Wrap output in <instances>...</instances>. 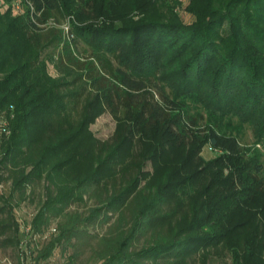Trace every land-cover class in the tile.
<instances>
[{
	"label": "trees",
	"instance_id": "obj_1",
	"mask_svg": "<svg viewBox=\"0 0 264 264\" xmlns=\"http://www.w3.org/2000/svg\"><path fill=\"white\" fill-rule=\"evenodd\" d=\"M20 4L15 14V0L0 1V134L10 131L0 144V246L20 249L15 211L44 180L31 234L87 198L98 200L87 223L118 214L101 264H208L217 249L232 264H264V149L244 151L239 140L249 123L264 146V0H191L192 24L167 0ZM68 15L78 23L65 31ZM79 41L88 61L74 51ZM51 47L60 55L46 57ZM155 77L171 93L135 99ZM195 104L208 118L203 132L187 123ZM107 108L118 123L103 142L91 125ZM208 144L221 153L201 156ZM58 229L23 264L78 235Z\"/></svg>",
	"mask_w": 264,
	"mask_h": 264
},
{
	"label": "rangeland",
	"instance_id": "obj_2",
	"mask_svg": "<svg viewBox=\"0 0 264 264\" xmlns=\"http://www.w3.org/2000/svg\"><path fill=\"white\" fill-rule=\"evenodd\" d=\"M1 3L4 0H0ZM168 3L171 5L172 8H174L173 12L179 16V18L184 22L183 24H192L196 22V16L189 11V6L191 3V0H167ZM16 5V11L17 13L24 12L23 7H21L20 0H15ZM140 17V14H135V18L138 19ZM53 23H56L55 21H52ZM74 23H78V20L73 15H68L66 18L61 20V22L58 24L61 29H64L67 31V28H72ZM61 50V48H60ZM60 50L56 49L55 47H51L47 50V56L49 55H60ZM74 51L77 56L80 57L82 60L88 61L92 57V51L89 47L86 46V44L82 41H79L77 44L74 45ZM112 60L113 65L115 68L119 66L118 59H114V57L109 56ZM50 72L57 76L59 75V71L56 67H54L53 63H50ZM156 78V77H155ZM159 78L152 79L151 82H148V92H142L141 90H135V99H139L142 95L143 97L148 95L149 93H153L155 96V100L160 101L161 95L160 92H170L169 88H163L162 84L168 87L167 83H165L162 80H158ZM121 107H123V103H119ZM124 108V107H123ZM189 118L188 119V125L192 128V130H199L203 132V127L205 125V122L207 121V115L203 108H201L198 104L191 105L190 112H189ZM237 122V120H235ZM117 121L111 111L110 108H107L106 111L103 114H100L97 118L95 123L91 125L92 130L94 131L95 135L98 136L100 140L103 142L107 140H111L115 134L116 128H117ZM1 124H4L3 126L7 130V123L3 120ZM234 125H237V123H234ZM243 132L239 134V140L242 145V149L245 151L249 148H257V149H264V146L262 143L257 144L256 143V137H255V130L254 127L249 124L245 123L242 129ZM10 135V131L6 132L4 131L3 134H0V144L3 141V138L5 137L6 140H8V136ZM4 140V141H6ZM209 144L206 145L203 148L201 156L210 158V157H217L221 152H215ZM1 156V154H0ZM264 158V157H263ZM264 164V159H263ZM148 169H151V166L148 165ZM5 188L6 192L9 194L12 183L11 179H8L7 174L5 175ZM30 190V197L24 201L22 205H20L16 209V216L21 224V236H23V240L21 242H26L25 245H23V248L27 250V255H31V250L33 249H40L44 244L47 243L48 239H45L41 233V235L37 234H30L25 229V226H31V221L38 214L39 209L43 205L45 199H46V183L44 180L38 181L37 184L33 185L29 188ZM87 198V197H86ZM98 204V200L96 198H92L91 200L87 198L86 203H82L80 205L72 204L69 206L66 210V214L63 216L53 217L50 222L49 226L45 229V232L49 229L55 227L59 228L60 225H63V227L67 228H75L77 230L76 236H74L71 239V245H67L66 247L64 245L59 246L55 251L51 258H49L46 261L41 262L40 264H101V258H100V252L101 248V239L103 237H108L109 234H111V231L115 228L118 214H114L111 216L110 220L108 222H105L104 219L102 220L101 217L98 218V220L92 222H88L86 218L89 217V215L92 213L94 207ZM44 232V233H45ZM58 234L60 230H57ZM57 234V235H58ZM144 240L143 238L137 242V248L143 247ZM20 244V249L15 248H2L0 246V264H23L22 261V250ZM65 248V249H64ZM24 253V252H23ZM26 254V253H25ZM74 256V257H73ZM212 258L209 259L208 264H232V257L230 253L227 250L220 249L216 250L212 256ZM72 258H74V261H70ZM198 256H195L192 261H190V264L198 263Z\"/></svg>",
	"mask_w": 264,
	"mask_h": 264
},
{
	"label": "built area",
	"instance_id": "obj_3",
	"mask_svg": "<svg viewBox=\"0 0 264 264\" xmlns=\"http://www.w3.org/2000/svg\"><path fill=\"white\" fill-rule=\"evenodd\" d=\"M67 30H68V28H67ZM1 187H3V185L1 184L0 185ZM24 230H26L28 233H30L31 234V227L30 226H25V229ZM56 231V228L55 227H53V228H51V229H49L48 231H46L45 233H43L42 235H43V237L45 238V239H48L49 237H51V236H53V233ZM41 235V234H40ZM27 243V241L26 242H22L21 244V248H22V250H24L23 252H22V261L24 262V260H25V249L23 248V245H25ZM26 253H27V251H26Z\"/></svg>",
	"mask_w": 264,
	"mask_h": 264
}]
</instances>
